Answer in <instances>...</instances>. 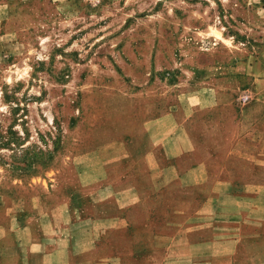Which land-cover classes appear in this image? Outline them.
Masks as SVG:
<instances>
[{
  "label": "rangeland",
  "instance_id": "obj_1",
  "mask_svg": "<svg viewBox=\"0 0 264 264\" xmlns=\"http://www.w3.org/2000/svg\"><path fill=\"white\" fill-rule=\"evenodd\" d=\"M262 141L264 0H0L1 223L129 177L256 189Z\"/></svg>",
  "mask_w": 264,
  "mask_h": 264
},
{
  "label": "crops",
  "instance_id": "obj_2",
  "mask_svg": "<svg viewBox=\"0 0 264 264\" xmlns=\"http://www.w3.org/2000/svg\"><path fill=\"white\" fill-rule=\"evenodd\" d=\"M240 162L264 165V154ZM188 176L180 189L171 177L146 192L129 177L82 206L25 203L0 219V264H264V186L222 198L220 188L195 189L202 173Z\"/></svg>",
  "mask_w": 264,
  "mask_h": 264
}]
</instances>
